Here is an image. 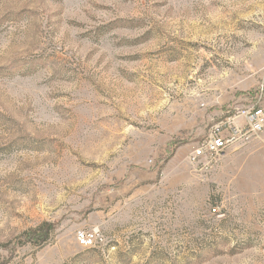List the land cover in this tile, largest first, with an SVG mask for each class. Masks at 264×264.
<instances>
[{
  "label": "rangeland",
  "instance_id": "rangeland-1",
  "mask_svg": "<svg viewBox=\"0 0 264 264\" xmlns=\"http://www.w3.org/2000/svg\"><path fill=\"white\" fill-rule=\"evenodd\" d=\"M262 85L264 0H0V264H264Z\"/></svg>",
  "mask_w": 264,
  "mask_h": 264
},
{
  "label": "built area",
  "instance_id": "built-area-1",
  "mask_svg": "<svg viewBox=\"0 0 264 264\" xmlns=\"http://www.w3.org/2000/svg\"><path fill=\"white\" fill-rule=\"evenodd\" d=\"M256 95L253 106L229 109L227 115L212 126L192 151V161L202 158L210 161L233 145L247 143L264 132V105L261 104L264 102V85ZM213 211L216 212L217 208L214 207ZM77 240L82 246H100L104 243V236L97 228L81 229L77 232Z\"/></svg>",
  "mask_w": 264,
  "mask_h": 264
},
{
  "label": "trees",
  "instance_id": "trees-1",
  "mask_svg": "<svg viewBox=\"0 0 264 264\" xmlns=\"http://www.w3.org/2000/svg\"><path fill=\"white\" fill-rule=\"evenodd\" d=\"M35 239H37L38 241H42L44 239V232L42 227L39 228L38 230H35Z\"/></svg>",
  "mask_w": 264,
  "mask_h": 264
}]
</instances>
